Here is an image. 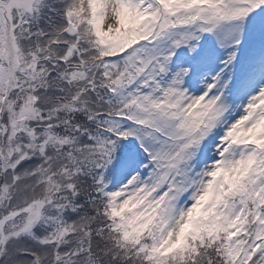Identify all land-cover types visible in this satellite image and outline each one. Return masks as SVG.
<instances>
[{
	"label": "snow or ice",
	"instance_id": "snow-or-ice-1",
	"mask_svg": "<svg viewBox=\"0 0 264 264\" xmlns=\"http://www.w3.org/2000/svg\"><path fill=\"white\" fill-rule=\"evenodd\" d=\"M0 264H264V0H0Z\"/></svg>",
	"mask_w": 264,
	"mask_h": 264
}]
</instances>
